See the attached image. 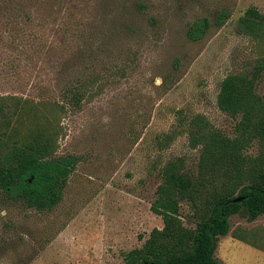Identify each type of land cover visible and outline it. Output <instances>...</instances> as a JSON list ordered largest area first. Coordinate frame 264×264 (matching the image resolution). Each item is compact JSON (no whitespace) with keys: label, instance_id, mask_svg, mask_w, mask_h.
Here are the masks:
<instances>
[{"label":"rangeland","instance_id":"rangeland-1","mask_svg":"<svg viewBox=\"0 0 264 264\" xmlns=\"http://www.w3.org/2000/svg\"><path fill=\"white\" fill-rule=\"evenodd\" d=\"M3 2L0 95L63 105L55 156L72 157L75 166L52 208L0 191V264H122L125 252L163 225L151 211L161 166L178 156L188 167L197 161L188 120L201 114L233 134L236 119L218 108L217 94L226 75L264 54V41L243 34L239 23L249 7L264 13V0H146L128 14L129 30L112 34L115 18L98 0L42 7L24 0L30 21L6 15ZM85 75L93 77L90 88L68 103L64 89ZM256 151L254 144L248 153ZM180 217L195 226L188 205ZM237 229H258L259 247L234 237ZM215 257L217 264H264V215H232Z\"/></svg>","mask_w":264,"mask_h":264},{"label":"trees","instance_id":"trees-1","mask_svg":"<svg viewBox=\"0 0 264 264\" xmlns=\"http://www.w3.org/2000/svg\"><path fill=\"white\" fill-rule=\"evenodd\" d=\"M3 1L6 15L31 20L24 0ZM33 1L40 7L47 1L57 5L66 2ZM98 3L115 18L117 25L111 34L120 28L129 30L128 14L147 7L146 0ZM239 23L243 34L264 41V13L249 7ZM204 26L195 25L193 30H203ZM12 38L16 42L19 39ZM263 79L264 54L250 69L222 79L216 102L221 111L236 119L232 135L215 128L201 114L188 120V144L197 149V161L188 167L185 158L178 156L161 166L151 211L162 217L163 225L153 228L140 246L125 252L122 264H217L219 236L228 233L230 217L238 215L251 221L264 215V90L258 91ZM82 80L64 89L68 103H79L93 77L85 75ZM64 111L57 101L35 102L21 95H0V191L39 209L52 208L61 200L75 166L72 157L55 156ZM254 144L257 151L248 153ZM182 204L191 208L195 226L183 223ZM232 234L259 247L257 240L262 233L258 229H237Z\"/></svg>","mask_w":264,"mask_h":264},{"label":"water","instance_id":"water-1","mask_svg":"<svg viewBox=\"0 0 264 264\" xmlns=\"http://www.w3.org/2000/svg\"><path fill=\"white\" fill-rule=\"evenodd\" d=\"M237 199H239V198H237ZM237 199H236V200H237Z\"/></svg>","mask_w":264,"mask_h":264}]
</instances>
